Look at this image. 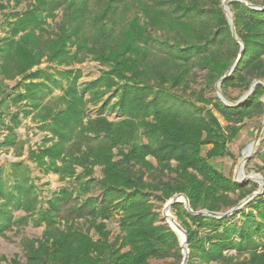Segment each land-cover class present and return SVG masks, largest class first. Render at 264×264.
<instances>
[{
  "label": "trees",
  "instance_id": "1",
  "mask_svg": "<svg viewBox=\"0 0 264 264\" xmlns=\"http://www.w3.org/2000/svg\"><path fill=\"white\" fill-rule=\"evenodd\" d=\"M23 1V11L6 15L8 34L0 44V77H21L15 87L23 84L22 89L11 102L25 106L10 114L3 144L15 143L20 115L39 122L48 136L28 147V158L41 171L77 185L78 197L93 186L100 190L99 197L90 195L74 207L77 216L87 212L85 221L98 238L67 221L60 228L54 211L76 192L61 187L43 208L30 167L20 160L0 166V236L29 220L45 222L40 238L22 237L23 264H149L151 258L170 257L178 264L177 237L156 223L151 199L164 203L184 193L194 211L220 212L253 192L210 160L228 154L245 118L264 115V88L257 84L245 102L233 106L204 91L196 92L200 106H184L171 90L188 86L198 71H204L203 89L214 88L239 53L221 82L223 94L237 100L254 79L264 80V0L228 1L238 41L221 0H94L92 14L90 0H0V9ZM59 12L49 32L48 19ZM87 57L104 68L84 83H78L80 68L33 69L43 58L68 67ZM55 88L61 94L50 105L46 97ZM87 103L96 106L94 116L87 115ZM108 113L118 117L111 120ZM96 166L99 179L93 177ZM171 173V179L162 178ZM244 205L220 219L190 215L180 203L172 207L188 233V264H264V192ZM114 214L119 233L111 240L105 220Z\"/></svg>",
  "mask_w": 264,
  "mask_h": 264
},
{
  "label": "rangeland",
  "instance_id": "2",
  "mask_svg": "<svg viewBox=\"0 0 264 264\" xmlns=\"http://www.w3.org/2000/svg\"><path fill=\"white\" fill-rule=\"evenodd\" d=\"M228 1L226 2V6L230 10L228 6ZM97 4V3H96ZM94 3V0H90V11L92 14L96 12L97 5ZM96 5V6H95ZM221 7V2H220ZM26 8V2L23 1L19 5H15L14 3L8 4L4 9H0V44L3 43V38L7 36L8 25L7 21L10 20L6 15H11L12 13L21 12ZM61 13L59 12L58 16H56L53 20L48 19V30L49 32L55 29L57 22L60 21ZM109 22H107L108 24ZM45 38H47L45 36ZM44 39V38H43ZM90 57L81 63H74L68 67L59 66L56 67L55 64H50L45 61V58L42 59V62L34 67L33 69L39 68L43 70L54 71L55 69H69V68H80L82 70V76L79 79L78 83H84L96 78L100 71L104 68V66H100L97 62L90 60ZM21 77L17 76L14 79H2L0 77V166L4 165L9 161H23L30 167L31 177L33 179L34 184L37 187L39 192V198L41 200V206L43 208H47L46 201L52 196V194L58 191L61 187L68 188L69 190H73L76 192L70 199L68 200H60L57 206L56 211H54L55 218L58 222L60 228H64L66 223L73 225L75 228H79L82 232L87 233L93 239L98 238V234L94 230L93 227H90V223L85 221V218H88L86 215L87 212L84 211V215L77 216L78 214L75 212L74 207H78L82 201L90 196H98L100 194V190L97 187H92L91 191L87 193H83L79 197L77 196V185L67 181L59 180V177L56 173L53 172H43L39 167L32 162L28 156L27 151L28 147L35 148L36 146L41 145V143L45 140L44 137L48 136L46 131H42L39 128L40 123L35 122L32 119L31 115H28L26 118H21V122L18 127L15 129V133L17 134V139L13 145L3 144L4 137L9 133V130L6 126L11 125L10 114L15 112L16 110H20L21 108H25L24 101L18 103V105H13L11 99L17 92H20L22 89V85L19 87H15L16 82L20 80ZM204 81V71H198L197 77L194 81H191L186 87L175 88L172 91V94L178 97V103L181 104V101H184V106H188V102L192 101L196 104V106H200L202 102L197 100L196 92L204 91V95L206 97H217V92L214 88L204 90L203 88ZM264 82V80H261ZM263 86V85H262ZM264 88V86H263ZM231 95L237 97L239 95L238 90H230ZM61 94L60 89H53L52 93L46 97V102L48 101L50 105L55 103V98ZM240 97V96H239ZM85 98H88V95H85ZM264 101V96L262 98ZM87 115L94 116L96 112V106L91 105V103H87ZM62 106H59L61 108ZM210 108V105L208 106ZM216 116L218 117L221 124H225L223 118L214 111ZM108 118L113 120L118 116L116 114H109ZM262 117H253L251 119L245 118L242 126L235 136V138L228 143L227 151L228 154L224 157H216L212 158L210 161L213 165H215L221 172L225 175L230 176L233 179L236 168L239 164L240 158L243 154L244 148L256 137L262 123ZM2 120L4 124H2ZM19 140H24V144L20 145ZM143 141L147 142L144 138ZM47 144L49 142H46ZM206 148H204L205 150ZM20 153V155H18ZM148 159L156 166L155 160L148 156ZM93 174L95 179H99L102 176L100 167L96 166ZM80 171V168H78ZM245 174L257 173L264 178V137L262 135L261 141L257 146L256 153L246 162L244 167ZM174 177V174H166L162 178L164 180H168ZM240 185L245 184V190L255 189L254 191L259 190L260 183L256 181H245L242 180ZM256 185V187H255ZM255 187V188H254ZM232 197L237 198L238 192L235 194H231ZM154 203V210L159 213L157 224L166 225L165 220L161 217V210L163 207V202L157 200L156 198L151 199ZM244 211L247 212L251 208L250 206L244 205ZM53 211V210H52ZM173 213V212H172ZM23 211H15L14 215H23ZM86 215V216H85ZM119 215L114 214L109 219L105 220V229L110 232V239L119 233V224H118ZM237 223L241 222V218L237 216L234 219ZM18 228L17 230H15ZM45 228V222L41 221V223L36 224L35 221L29 220L26 224L22 226H14L13 230L6 231L5 235L0 236V264H15L12 260L17 261L18 264H23L25 262L24 251L22 247V237H28L30 239L40 238L42 232ZM193 230H196V227L192 226ZM178 248L175 247V249ZM234 253V251H230L229 254ZM4 257V258H3ZM174 258H163L149 259V264H173ZM175 264V263H174ZM209 264H218L216 262H210Z\"/></svg>",
  "mask_w": 264,
  "mask_h": 264
},
{
  "label": "water",
  "instance_id": "3",
  "mask_svg": "<svg viewBox=\"0 0 264 264\" xmlns=\"http://www.w3.org/2000/svg\"><path fill=\"white\" fill-rule=\"evenodd\" d=\"M227 1H229V0H221V8H222V10H223V12L227 18V21L230 25L234 39L238 41V37H237L236 31H235L232 13L228 9V7L226 6ZM237 1H241V2L246 3V1H244V0H237ZM250 6L257 8V6H255V5L250 4ZM242 49H243V44L240 43V50H242ZM239 56H240V53L238 54L237 58L235 59L233 65L228 70V72H226V74H224L221 78H219V80L215 84L217 97L223 103H225L226 105H230V106L238 105L240 103L245 102L247 100V98L252 94V92L254 91V88L257 84H261L264 86V82H262L260 79H254L250 83L248 89L237 100H231L223 94L221 87H220L221 82L223 81L224 78H226V76H228L233 71V69H234V67H235V65L239 59ZM263 133H264V115H263L261 127H260L256 137L244 148V150H245L248 147H250L251 150L246 154H242L240 161H239V164H238L236 171L234 173V176H233V181L237 182V183H240L242 180H245V181H251L252 180V181L259 182L260 183L259 190L251 192L250 194H248L245 197H243L242 199H240L236 203V205H234L233 207H231L225 211H220V212L209 211L207 209H199V210L194 211L191 208L189 200L184 193H175L172 196H170L168 199H166L165 202L163 203V207L161 210V217L163 220H165L166 225L170 228V230L177 237L178 245L180 248L181 260L178 264H188L190 250L188 247V233H187L186 229L177 221L176 217L172 213V207L175 204L180 203L183 205L185 211L190 215H202V216L220 219L223 217L231 216L235 211L240 209L244 204H246L247 202L252 200L254 197L262 194L264 192V178L257 173L245 174L244 167H245L246 162L256 153L257 146L259 145V143L261 141ZM240 173H242L241 179L238 178V175Z\"/></svg>",
  "mask_w": 264,
  "mask_h": 264
},
{
  "label": "bare ground",
  "instance_id": "4",
  "mask_svg": "<svg viewBox=\"0 0 264 264\" xmlns=\"http://www.w3.org/2000/svg\"><path fill=\"white\" fill-rule=\"evenodd\" d=\"M250 150H251V148H250V147H248L247 149H245V150L243 151V154H246V153H248ZM238 178H239V179H241V178H242V173H240V174L238 175Z\"/></svg>",
  "mask_w": 264,
  "mask_h": 264
},
{
  "label": "built area",
  "instance_id": "5",
  "mask_svg": "<svg viewBox=\"0 0 264 264\" xmlns=\"http://www.w3.org/2000/svg\"><path fill=\"white\" fill-rule=\"evenodd\" d=\"M263 137H264V133H263Z\"/></svg>",
  "mask_w": 264,
  "mask_h": 264
}]
</instances>
